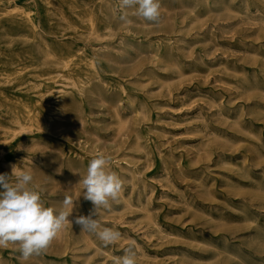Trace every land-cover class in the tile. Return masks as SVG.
Instances as JSON below:
<instances>
[{
    "label": "rangeland",
    "instance_id": "1",
    "mask_svg": "<svg viewBox=\"0 0 264 264\" xmlns=\"http://www.w3.org/2000/svg\"><path fill=\"white\" fill-rule=\"evenodd\" d=\"M164 1L172 9L162 11L159 22L132 26L127 62L115 66L116 73L97 65L108 85L103 97L82 103L97 149L86 154L62 139L71 129L32 127L25 135L49 133L63 143L62 172L45 166L33 184L45 207L59 210L66 198L73 200L70 220L94 207L79 184L88 162L110 156L123 190L98 220L121 239L105 247L73 223L28 260L18 245L0 247L4 264H114L129 245L136 264H264V0ZM30 9L38 22L42 5ZM165 43L171 44L167 52ZM26 73L15 83L36 79ZM40 100L52 107L50 96ZM115 104L126 119L121 130ZM21 138L0 144V174H11L3 162L21 160ZM37 153L45 158L48 149ZM75 154L81 164L67 165Z\"/></svg>",
    "mask_w": 264,
    "mask_h": 264
},
{
    "label": "bare ground",
    "instance_id": "2",
    "mask_svg": "<svg viewBox=\"0 0 264 264\" xmlns=\"http://www.w3.org/2000/svg\"><path fill=\"white\" fill-rule=\"evenodd\" d=\"M19 1L0 0V97L3 99L0 103V134L4 135L0 144H9L24 136L17 149L23 151L21 160L3 162V166L10 172L12 165L18 166L19 170H30L33 174L30 187L35 190L34 179L45 166L54 165L62 172L64 147L62 142L51 139L49 133L25 135L32 132V127L71 129V132L60 133L61 138L74 142L86 154L97 149L98 135L95 129L86 127L82 116L83 100L103 97L102 89L108 85L99 75L97 65L103 71L116 73L114 67L127 62L126 55L132 46L128 34L133 32L132 26L148 23L133 15L132 10H128L127 22L122 21L119 0H22L21 4ZM32 4L42 5L43 14L38 16V22L31 15ZM160 4V12L172 9L167 1L160 0ZM170 45L163 44L164 51H169ZM84 46L89 47L88 53ZM25 73L36 79L27 78L15 83ZM125 73L120 76L124 78L128 75ZM46 80L53 84L46 85ZM122 87L118 85L117 90L122 92ZM7 91L17 95L11 97ZM19 93L25 96L24 99ZM45 95L50 96L52 107L41 105L40 98ZM117 107L115 104L116 125L117 130H121L126 119L120 117ZM40 147L48 149L45 158L37 153ZM73 162L81 164L82 156L75 154L66 159L67 165ZM69 227L70 224L57 237ZM2 255L0 264H4Z\"/></svg>",
    "mask_w": 264,
    "mask_h": 264
},
{
    "label": "clouds",
    "instance_id": "3",
    "mask_svg": "<svg viewBox=\"0 0 264 264\" xmlns=\"http://www.w3.org/2000/svg\"><path fill=\"white\" fill-rule=\"evenodd\" d=\"M119 7L123 10L120 19L125 22L128 10L147 22H159L161 15L160 0H119ZM110 162L106 154H98L88 162L79 184L84 199L91 201L94 207L87 216H77L74 221L69 216L75 202L66 198L59 210L45 207L39 192L30 187L33 181L30 170H19L12 165L11 174H0V247L18 245L22 258L28 260L47 249L60 232L73 223L82 231L95 234L105 247L119 241L121 232L103 227L98 220L100 211L109 209L123 190L124 182L110 168ZM114 264H136L134 246L126 247L123 256L117 257Z\"/></svg>",
    "mask_w": 264,
    "mask_h": 264
}]
</instances>
